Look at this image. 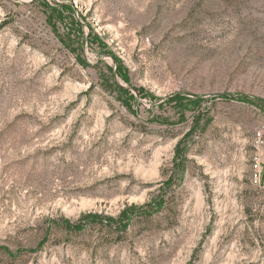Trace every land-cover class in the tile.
<instances>
[{"label":"rangeland","instance_id":"obj_1","mask_svg":"<svg viewBox=\"0 0 264 264\" xmlns=\"http://www.w3.org/2000/svg\"><path fill=\"white\" fill-rule=\"evenodd\" d=\"M259 129L264 0H0V264H264Z\"/></svg>","mask_w":264,"mask_h":264},{"label":"built area","instance_id":"obj_2","mask_svg":"<svg viewBox=\"0 0 264 264\" xmlns=\"http://www.w3.org/2000/svg\"><path fill=\"white\" fill-rule=\"evenodd\" d=\"M252 145L248 180L251 188L263 197L264 202V129L257 130Z\"/></svg>","mask_w":264,"mask_h":264}]
</instances>
